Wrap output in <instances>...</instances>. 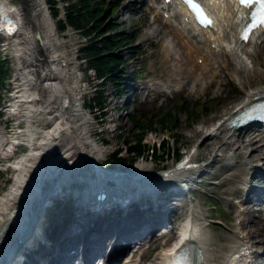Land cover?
I'll return each mask as SVG.
<instances>
[{"label":"bare ground","instance_id":"obj_1","mask_svg":"<svg viewBox=\"0 0 264 264\" xmlns=\"http://www.w3.org/2000/svg\"><path fill=\"white\" fill-rule=\"evenodd\" d=\"M29 1L34 5L33 16L38 18V25L33 24L35 28H29L25 32L21 31L18 36H13L7 41L6 47L16 56L19 65L17 78L23 79V82L20 80L21 83H18L21 88L17 96L20 98L13 106L15 113H12V119H19V123L25 126L19 130H13L14 132L9 135L10 143L20 140L28 144L29 148L11 163L17 172L11 185L0 194V264H7L8 251L13 245L11 241L24 225L26 213L41 196L42 190L46 191L50 184L65 182L69 185L81 179L89 185L86 188L91 189L94 186L98 188L110 185L121 188L137 183L136 187L131 189L132 197L129 201H139L138 196L141 194L149 191L155 193L162 188L154 187L160 182L157 178H160L162 173L156 170L154 160L142 158L129 169L106 170L100 166V163H104L101 161V155L105 151L96 142L99 133L95 131L94 116L85 111L82 106L84 101L81 100L80 93L83 89L81 85L83 77L78 73L80 70L76 62L78 57L74 52L76 39L74 36L66 39L60 34V31L63 32L66 29L55 26L53 18L45 12V0ZM208 1L212 2L211 9L216 21L212 28L206 29L211 32L205 35L201 34L198 27V29L192 28L193 24L183 23L181 19L186 21L189 16L183 11L185 9L183 6L171 8L168 5L159 10L160 4L154 7L148 4L147 7L153 8V12L156 13L154 22L157 18H160L158 19L160 22L156 25L148 22L151 29L145 32V35L148 41L158 36L163 38L160 56L167 63L168 75L164 81H168L165 83L159 81L154 85L145 83L142 87L138 86L137 93L141 94L145 103H152L163 96L166 97L165 100H169L170 96L174 97L181 93L188 99L193 97L197 100L202 95L210 94L216 97L223 93L225 85L231 81L232 72L237 78L243 79L246 89L243 88L242 92L232 96L227 104L217 109L208 118H204L201 126L191 128L185 142L200 136L202 138L197 146V152L192 156V159L196 161L189 160L186 165L173 166L165 170V173L173 178L186 180L192 175L188 169H185L190 162L195 163L207 156L213 157L205 165L200 164L196 167V171H201L206 165L222 162L231 152L247 157L244 163L241 162L246 172L243 177L231 173V179L223 178L221 185L227 186L226 184L234 178L242 181L248 188L247 175H250L251 170H253L252 176L264 177V170L258 165H253L258 160H264V147L261 143H256L264 141V129L252 124L237 128L229 126L227 122L245 106L264 99V72L260 70L264 65V31L255 33L248 42H241L239 26L246 11L241 7L238 8L234 0ZM59 2L61 5L66 3L64 0ZM0 3L3 16L14 14L22 21L21 10L12 3V0H0ZM68 5L69 3L65 5V11L60 6V17L67 25V33L72 34L74 27L69 24L66 14ZM165 11L170 12L169 16L165 17ZM216 22H218L217 25ZM162 25L167 29L163 30ZM20 37L24 39L19 40ZM35 43L40 47H37ZM36 48L37 52L45 57L44 59H33ZM199 58L202 59L201 62ZM83 59L89 65L85 55ZM154 70L156 72L157 68L155 67ZM150 74L151 72L148 76ZM145 79L147 80V77ZM42 81H46L48 85L40 86ZM118 89V95L122 94V88ZM22 121H25V124ZM159 121L163 124L162 120ZM167 125H163V128H167ZM137 141V139L133 140L129 148L127 146L128 153L134 156L139 150ZM145 144L150 143L145 142L143 137L142 147ZM219 149L223 151L222 154L215 153ZM3 157L0 156V160L4 159ZM228 168L231 169L232 166ZM119 174L125 176L126 180L116 181L113 177ZM138 186L149 187L144 188V193H141ZM242 188L244 187L231 188L222 193L226 191L233 194L234 190L236 195H240ZM128 190L110 193V197L115 202L119 201L125 197L121 195L129 196L131 192ZM249 190L256 191V189H250V186ZM56 196L61 199L65 197L61 191L52 197L57 199ZM247 199L249 200L250 196L243 202ZM54 202L55 200L52 202L53 205L44 207L47 212L57 208ZM241 204L244 206L243 203ZM42 206L40 205L39 208H43ZM241 207L236 210L232 234L224 242L205 229V222L208 220L205 210L198 204L193 206V217L184 226L183 231L185 236L188 234L192 236L190 241L196 249L198 264H231L232 255L242 256L238 264H264L262 255L264 248H261V244L264 243V234L258 227V223L256 224V219L264 222V215H255L252 218L248 214L250 210L248 206L243 209ZM128 208H126L127 211ZM48 215L41 222L44 228L41 235L36 240L35 236L31 240V242L34 241V245L39 246L37 249L34 247L31 249L33 253L31 264H60L63 260L71 261L74 255L72 252L69 255L68 252L77 243L82 246L85 242L89 252L96 250L101 253L111 238L110 235L114 234L119 236H117V243L119 238L121 239L120 244L116 243L113 246L115 255H118L121 247L123 250L127 247L126 240L140 228L139 223L132 221L133 215L126 216L121 225L111 221L105 226L104 223L108 220L102 219L104 216L101 213H96L91 215V218L97 216L100 218L94 220V223L87 224L81 233L77 232L78 226L73 225L68 227L61 225L55 231L54 227L52 229L49 227L53 224L48 222L50 218ZM113 218L111 216V219ZM73 224L77 223L74 221ZM80 224L83 223L79 222ZM175 228L176 225L172 223L170 227L161 229V235L167 236L163 246H170L175 236ZM259 235L262 237L260 238ZM178 247L175 246L160 253V261L157 264H170ZM22 262L24 261L19 258L18 264Z\"/></svg>","mask_w":264,"mask_h":264},{"label":"rangeland","instance_id":"obj_2","mask_svg":"<svg viewBox=\"0 0 264 264\" xmlns=\"http://www.w3.org/2000/svg\"><path fill=\"white\" fill-rule=\"evenodd\" d=\"M46 1V0H45ZM75 0H64L65 5L69 3H73ZM109 2L114 4L116 8L113 15L110 16V10L108 13L104 14L105 25L103 28L107 27V25H111V23H116L119 28L117 30H112L108 32L107 35H114L117 32H124L131 34L132 38H134V42L127 46H122L119 50L114 52V56L118 57L119 64H116L114 67L117 68V71L111 73L108 78L97 79L96 71L93 69H89V65L86 63L82 57L84 56V52L80 50L84 44L88 42L89 36H85L81 31L72 29V34L67 33V27L65 31L61 32L60 34L68 39L72 36L76 39L75 44V56L78 57L76 59L77 64L79 65L78 73L83 77L81 81L82 85V92L80 93V97L82 101L86 102V105H90L92 108V112L95 113L98 119H101L103 122L99 124V120H95V131L99 134L97 135V139L99 140H108L106 145L103 146L105 152L101 155V161L104 164L110 166L112 169H129L133 167L137 162H139L142 158L154 160L156 164V170L162 171V169H169L175 166V156H172V150L181 148L182 156L186 157V161L182 163V165H186L189 161L188 159H192V156L197 152V146L201 142L202 138H193L190 142L186 141L191 128L199 127L203 123L204 118H208L210 115L215 113V111L221 108L223 105L227 104L232 96H235L238 93L242 92V89L245 88V84L243 79H239L235 76L232 72L230 74L231 81L225 85V89L223 93L221 92L219 96L211 97L210 94L202 95L197 100L195 98L188 99L186 95H176L173 98L167 100L161 105V101L163 100L158 99L154 100L152 103H145L143 102V97L141 95H137L136 92L133 90L132 95H128L126 92L129 90V86H127V82L129 85H140L145 82L146 73L151 72L149 78L146 80H150L153 78L151 84H155L158 81H164V79H160L161 77H165L168 74V67L167 63L162 60L160 53L162 52V41L163 38L161 36L154 37L151 41H148V37H146L145 32H148L151 27L148 26V22L153 25L158 24L160 18L155 19V13L153 12V8L147 7L148 4L151 6H155L160 3L161 0H108ZM58 2V1H57ZM15 6L19 7L22 13V31L25 32L29 28H35L33 24L38 25V18L33 16L35 11L34 5L29 0H12ZM93 3L96 4V1L93 0ZM68 5V6H69ZM142 6V7H141ZM144 7V9H143ZM45 12L50 14V10L48 8V4L45 2ZM53 18V17H52ZM159 19V20H158ZM55 26L60 28L59 22L56 20L61 21L60 13L57 15V19H54ZM57 22V24H56ZM163 30L167 29V27L163 26ZM106 30V29H105ZM23 37H20L19 40H23ZM4 42L3 44L0 43V57H5L6 60L5 64V77L0 85V129L4 127V122H7V132L8 134L13 133L14 129V122L19 119H12L7 120L8 115L11 112H7L10 109L5 108L7 103L6 98L9 97L8 90L12 89V81H22L23 79L17 78V72L19 71V65L17 64V59L14 53H11L6 49L8 39L0 37V42ZM37 45V43H35ZM37 47H40L37 45ZM8 52V54H7ZM8 55V56H7ZM31 58V57H30ZM41 58L44 59L45 57L41 56L39 52H34V58ZM50 60L49 57H47ZM141 62V63H139ZM200 62V61H199ZM87 66V67H86ZM142 67V77L145 79L141 80V77L130 78L131 74H135L136 70ZM157 68L155 72L154 68ZM30 69V68H28ZM43 70V69H41ZM261 71L264 72V65L260 68ZM43 73V72H42ZM37 77V76H35ZM113 77H122L120 78L121 81L117 82V79H113ZM155 77V78H154ZM91 83L92 86L89 87L87 85ZM102 81V82H101ZM101 82V83H100ZM263 82H264V74H263ZM40 86H47L48 84L46 81H42ZM100 83L102 84L103 89L105 90L106 101L104 103L105 108L102 110H106V113L101 114V111L97 110L94 106V103H90L92 101L93 91L95 87ZM122 83V85H121ZM150 83V82H149ZM261 83V82H260ZM179 86V84H177ZM122 88V94L118 95L119 89ZM83 93L85 94L83 96ZM153 95V94H152ZM181 102L184 108L174 107L173 116L174 121L172 123H168L167 128H163L161 124L160 115L162 112L169 110L174 103ZM188 109H193L195 114L191 115ZM88 112V110H86ZM136 114L139 115L145 121V126L143 124L135 125L131 121V115ZM198 115V116H197ZM93 116V115H92ZM151 117L154 120L153 127L146 126V118ZM25 124V121H22ZM118 127L116 128V125ZM13 125V127H12ZM104 129V130H103ZM144 134V141L150 143L152 145L155 142L158 146L159 141L168 140L170 143V155L167 156L168 147H160L158 149L159 155L165 152L164 157H160L158 154L155 157L154 154L149 156L147 153L144 157H140L135 160V162L130 163V160L133 158L134 154L128 153L126 150L127 141L126 140H135L137 139V135ZM178 137L179 141H175L174 138ZM261 143L264 147V141L256 142ZM119 147L118 155H122L126 157L125 164H115L112 161H115L112 151ZM158 148V147H157ZM217 149V147H216ZM28 150L26 147L18 148L17 156L21 155L22 152ZM222 150L219 149L215 151V153L222 154ZM235 156V157H234ZM153 157V158H152ZM232 157L224 158L222 162L218 164H210L204 167L203 170L205 171L201 177L203 182L199 184V189L195 192V199L190 197H186V199L181 202L183 207L187 206V210L190 209L191 206L195 204L200 205V207L205 210L208 220H206V227L205 229L214 237L219 238L221 241L226 242L229 235L232 234V223L233 220L236 221L235 212L236 208H238L241 203L244 204L242 207L248 206L249 215L250 217L254 218L256 215L262 214V204H259L261 201H256L258 194L250 195V199L243 202L246 198L245 194L247 192V188L244 190L242 189V194L236 195L234 190L233 194L224 192V190H229L231 188H237L243 186L239 179L230 180L229 184L221 185V181L223 178L231 179V173H235L238 176H241L246 172L241 162H245L247 157L233 155ZM213 157L207 156L204 159H199L197 161L200 164L205 165L207 162L211 161ZM235 159V161H234ZM188 160V161H187ZM137 161V162H136ZM233 163V167L230 169L226 167V165ZM238 161V162H237ZM239 163V164H238ZM236 164V165H235ZM238 164V165H237ZM253 165H258L259 167L264 169V160H258L253 163ZM16 169H5L4 165H2L0 161V194L3 193L12 183L13 178L16 174ZM253 170L250 171V175H247L249 178L248 188L255 187L256 189L264 190V177L261 175H254L252 176ZM82 181V180H80ZM74 182L71 186H85L86 183L83 182ZM65 185V183H63ZM64 187V186H63ZM66 188V187H65ZM64 190V188H62ZM60 189V190H62ZM67 189V188H66ZM219 189V191L217 190ZM249 197V196H248ZM69 198L66 200L64 198L58 200L55 205L61 204L63 201H68ZM54 205V206H55ZM238 205V207H237ZM147 211V210H146ZM53 213L51 214V216ZM171 218L178 217L180 218L177 220H173L172 222L176 225L175 228V238L171 241L173 242L178 238L180 227H182L183 222L182 219H185L188 215L187 211L183 213L182 209L178 210L177 207L172 210L170 214ZM264 215V214H263ZM172 222H168L167 226H163L162 228L171 226ZM258 223V227L261 228L260 230L264 234V222L260 219H256V224ZM161 231H159L156 235L154 234L152 238L147 240V244H143L135 253L134 261L136 264H157L159 261L160 253L169 249L170 246H163L167 236L161 235L157 238ZM147 234L146 236H149ZM156 237V238H155ZM261 238L262 236L259 235ZM256 238V239H260ZM113 236L108 240L107 244L112 242ZM220 240H217L220 242ZM221 243V242H220ZM148 245V247H147ZM261 248H264V243L261 244ZM227 248V246H225ZM145 256L142 261H139V255Z\"/></svg>","mask_w":264,"mask_h":264},{"label":"trees","instance_id":"obj_3","mask_svg":"<svg viewBox=\"0 0 264 264\" xmlns=\"http://www.w3.org/2000/svg\"><path fill=\"white\" fill-rule=\"evenodd\" d=\"M51 1V12L55 19H57V15L60 13L57 0ZM96 4L93 3V0H75L69 6H66L67 9V20L70 25H72L75 29H80L83 34L86 36H90L86 45L82 47L84 55L86 57L89 66L93 67L98 74L99 79L108 78L111 73L117 71V68L114 67L116 64H119L118 57L114 56V52L119 50L122 46H127L134 42V38H132L131 34L124 32H117L114 35H107L108 32L112 30H117L119 26L116 23H111V25H107V27L103 28L105 25L104 14L108 13L110 10V16L113 15L115 11L114 4L109 2L108 0H95ZM61 27H66L64 21L57 20ZM106 29V30H105ZM5 57H0V84L3 82L5 77ZM113 79H117V82H120L121 79L119 77H113ZM102 82V81H101ZM100 82V83H101ZM96 86L94 95L92 97L91 103L101 104L104 107V103L106 101L105 90L103 89L102 84ZM104 92V93H103ZM102 107V108H103ZM184 108L182 103L177 102L174 106H172L169 110L165 111L160 115V120L163 121L162 125H167L168 123H172L174 121L173 110L172 108ZM190 114H195L196 111L188 110ZM131 120L133 124H143L145 126V121H142L137 115H131ZM153 119L151 117L146 118V126L151 127L153 123ZM153 127V126H152ZM143 133L137 135V146L139 150L131 160L130 163L134 162L137 158L144 156L142 154L144 151L151 155L154 154L156 157L158 154L157 144L155 146H151L150 144H145L142 147L143 142ZM127 146L129 148L131 142L133 140H126ZM169 146L168 140H163L162 146ZM119 150L113 153L114 159L117 161H125L126 157L122 155H118ZM176 157L181 155V152L177 149ZM168 155L170 153L168 152ZM160 157H164V154H160Z\"/></svg>","mask_w":264,"mask_h":264},{"label":"water","instance_id":"obj_4","mask_svg":"<svg viewBox=\"0 0 264 264\" xmlns=\"http://www.w3.org/2000/svg\"><path fill=\"white\" fill-rule=\"evenodd\" d=\"M60 188L61 185L59 183H53L50 184L46 191H41V196H39L38 200L30 208L28 213H26L24 217V225L12 241L13 245L8 251V262H11V260H13L21 252L24 246L34 237L38 227L41 225L44 215L47 212V209L44 207L52 204L55 200V197L52 196L58 193V189ZM40 205H44L42 206L43 208H39Z\"/></svg>","mask_w":264,"mask_h":264},{"label":"snow or ice","instance_id":"obj_5","mask_svg":"<svg viewBox=\"0 0 264 264\" xmlns=\"http://www.w3.org/2000/svg\"><path fill=\"white\" fill-rule=\"evenodd\" d=\"M187 2L197 10L198 13V17L202 20V22H207L210 23L211 21L206 17V15L203 13L202 8L200 7V5L196 4L194 2V0H187ZM239 2L242 5H251L253 3H255L257 5V7L255 8L254 11H252L250 13L251 17H252V21L251 24L248 25L247 28H245L244 30V37L245 39L248 38V32L250 30L251 27L257 26V25H264V0H239Z\"/></svg>","mask_w":264,"mask_h":264}]
</instances>
